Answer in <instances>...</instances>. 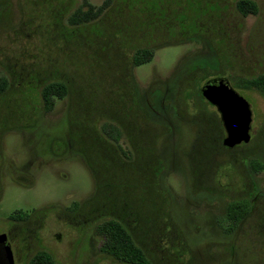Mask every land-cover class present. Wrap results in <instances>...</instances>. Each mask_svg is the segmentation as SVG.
I'll use <instances>...</instances> for the list:
<instances>
[{
    "label": "rangeland",
    "instance_id": "374dc122",
    "mask_svg": "<svg viewBox=\"0 0 264 264\" xmlns=\"http://www.w3.org/2000/svg\"><path fill=\"white\" fill-rule=\"evenodd\" d=\"M237 1L113 0L71 27L84 0H0V78L10 83L0 236L13 238L17 264L39 251L58 264H122L101 252L109 220L153 264H264V195L227 231L230 201L249 202L247 186L264 193V95L248 82L264 75V0L248 16ZM139 48L154 58L134 67ZM211 79L250 104L249 144L224 148L220 114L201 94ZM56 81L68 94L46 112L40 93ZM116 126L125 153L108 137Z\"/></svg>",
    "mask_w": 264,
    "mask_h": 264
},
{
    "label": "trees",
    "instance_id": "16d2710c",
    "mask_svg": "<svg viewBox=\"0 0 264 264\" xmlns=\"http://www.w3.org/2000/svg\"><path fill=\"white\" fill-rule=\"evenodd\" d=\"M113 0H106L99 7L92 5L88 0L79 5L68 17L69 26L79 27L91 24L98 20L112 5ZM237 9L243 16L258 14V4L252 0H238ZM154 48H139L133 54V66L139 67L154 58ZM197 69V67L195 68ZM249 88H255L264 95V75L248 80ZM10 83L7 77L0 78V94H5ZM68 94V87L63 82H50L41 90V99L46 112H52L56 104V99H63ZM122 131L117 126L111 130L109 138L114 141L119 151L125 153L119 144ZM251 205L247 203H232L226 208V215L231 218L233 224L227 229L228 232H235L239 223L250 213ZM16 215H13L14 218ZM25 220L29 215H24ZM100 235L104 239L101 252L110 256L115 261L122 264H153L145 251L135 242L131 232L123 223L118 220H109L98 227ZM29 264H58L52 254L47 251H39L29 262Z\"/></svg>",
    "mask_w": 264,
    "mask_h": 264
},
{
    "label": "water",
    "instance_id": "95a60500",
    "mask_svg": "<svg viewBox=\"0 0 264 264\" xmlns=\"http://www.w3.org/2000/svg\"><path fill=\"white\" fill-rule=\"evenodd\" d=\"M203 97L218 106L227 132L225 145L234 147L251 141L253 114L246 102L225 79H214L202 87ZM4 247V250H2ZM0 264H13L8 244L0 241Z\"/></svg>",
    "mask_w": 264,
    "mask_h": 264
},
{
    "label": "flooded vegetation",
    "instance_id": "af4514ba",
    "mask_svg": "<svg viewBox=\"0 0 264 264\" xmlns=\"http://www.w3.org/2000/svg\"><path fill=\"white\" fill-rule=\"evenodd\" d=\"M211 80H214V79H211ZM208 82V81H207ZM201 94H202V91H201ZM203 96V95H202ZM204 98V97H203ZM205 99V98H204ZM206 100V99H205ZM207 101V100H206ZM209 104H211L212 106H214V110L215 111H217V112H219V114H220V119H221V121H222V123H223V120H222V115H221V112H220V110H219V108H218V106H216V105H214V104H212V103H210L209 101H207ZM223 127H224V131H225V138H224V144H223V146H224V148L225 149H230V150H233V149H235V148H237V147H239V146H241V145H247V144H249V143H242V144H239V145H236V146H234V147H228V146H226L225 145V140L227 139V132H226V129H225V126H224V123H223ZM251 132H252V128H251ZM250 132V133H251ZM199 133H200V131H199ZM251 140H252V133H251ZM259 161V163H261L262 165H261V167L263 166L264 167V159H258ZM260 172V171H259ZM262 172V171H261ZM248 187V189H247V191L248 192H251L252 190H253V193L250 195V200H249V203H250V205H251V209L252 208H254L255 207V203H256V201H259V200H261V197L264 195V193L261 191V190H258V188L256 187V186H253L252 188H250L249 186H247ZM250 189H252L251 191H250ZM258 190V191H257ZM256 192V193H255ZM244 194V193H243ZM235 199H233L232 201H230V202H232V203H236L235 201H234ZM227 216V215H226ZM11 219H10V221H11V224L13 225V226H15V224H18V223H20V222H24V221H26L25 220V218H24V215H16L14 218H12V217H10ZM1 240H3V241H5V243H7L8 244V247H9V252H10V254H11V259H12V261H13V264H17V261L19 260L18 258H17V255H18V253H17V251H16V248L14 247V243H13V238L12 237H10V235H9V233H5V234H3V235H1L0 236V241ZM2 250H4V247H2ZM38 253V252H37ZM36 253V254H37ZM33 258V257H32ZM31 258V259H32ZM30 259V260H31ZM30 262V261H29Z\"/></svg>",
    "mask_w": 264,
    "mask_h": 264
}]
</instances>
